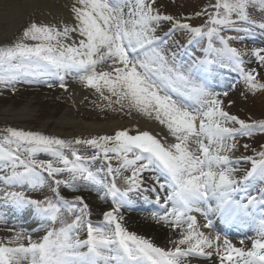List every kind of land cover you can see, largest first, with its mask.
Listing matches in <instances>:
<instances>
[{
	"label": "snow or ice",
	"instance_id": "1",
	"mask_svg": "<svg viewBox=\"0 0 264 264\" xmlns=\"http://www.w3.org/2000/svg\"><path fill=\"white\" fill-rule=\"evenodd\" d=\"M209 7L211 12L197 13L207 15L206 24L192 26L162 14L157 0H73L72 22L31 20L13 41L0 45V83L13 84L23 77L40 83L39 77L48 76L66 88L65 77L75 75L105 101L104 107L118 106L129 114L134 110L168 133L158 138L150 131L132 134L124 128L111 135L64 139L15 127L0 131V162L11 169L0 181L39 190L46 174L55 185V200L4 190L5 203L21 211L32 208L46 223L37 239L23 228L8 229L10 235L0 240V264H192L213 257L214 264H264V150L234 156L241 147L237 138L264 133V119L246 121L230 113L226 107L234 101L225 104L228 91H214L208 83L213 66L226 62L250 92L264 90L261 71L246 67L242 50L221 35L225 26L238 21L256 24L250 9L264 13V0H216ZM165 21L172 22L173 30L189 32L190 43L206 37L205 58L187 65L178 62L167 34H159ZM259 27L264 29V23ZM251 53L264 69V48ZM101 65L107 68L98 70ZM79 146L94 154L81 155ZM40 154L51 159H38ZM97 161L106 167H88ZM243 162L251 167L237 166ZM145 172L154 174L148 187ZM102 173L112 177L109 183L100 178ZM64 174L68 178H57ZM117 176H123L126 188L117 186ZM79 180L103 185L104 198L111 197L112 207L103 212L102 222L91 220L83 196L69 200L60 195L62 186L78 191ZM143 192L155 194L161 208L151 219L176 233L169 240L171 247L158 246L125 226L122 209L131 206V193ZM215 216L249 227L254 235L237 246L211 231Z\"/></svg>",
	"mask_w": 264,
	"mask_h": 264
},
{
	"label": "rangeland",
	"instance_id": "2",
	"mask_svg": "<svg viewBox=\"0 0 264 264\" xmlns=\"http://www.w3.org/2000/svg\"><path fill=\"white\" fill-rule=\"evenodd\" d=\"M4 2L5 0H0ZM216 0H157V7L161 11L162 14L172 15L175 18L181 20L182 22H186L191 24L192 26H203L206 24L208 17L207 15H197V13L203 12L207 9L208 12L212 11L210 5L214 4ZM251 18L256 21V24L249 25L244 22H237L231 26H225L222 32H226L228 34L227 38H231L229 40L230 46L236 47L242 50L244 54V59L248 63L246 67H255L261 71V78L264 79V69L258 67V62L255 60V57L252 55L251 50L254 48H264V29L259 27L260 23H264V13H261L259 10H251L250 9ZM29 20L23 22L21 28L13 35L12 38H8L3 41L2 44L10 43L13 41L21 32L23 27H25L29 21L38 20L36 17L29 15ZM26 20V19H25ZM170 31V41L175 42L173 46L185 44L191 36L190 33L186 30H173L172 22L165 21L161 24L160 31ZM0 44V45H2ZM169 44V45H170ZM216 66L215 70L217 72L228 76L230 82H227V87L223 86L217 92L228 91L230 94L234 91V86H237L236 91L238 94V100H231L234 103L228 105L226 108L230 113L239 116L241 119H245L246 121L255 120V119H264V90L257 91L252 93L248 90L247 86L243 83L240 77L237 78V82H233L230 79L231 74L229 73V69H225V67ZM221 66H225L221 65ZM227 67H229L226 64ZM107 68V65L99 66L98 70H104ZM32 77H23L18 82L13 84L5 85L0 83V131L7 127H15L29 131H39L43 132L47 135L58 136L64 139H72L74 137L80 138H90L93 136H102V135H111V134H102V135H91V134H82L78 131V127L74 128L72 125H63L64 132H71L70 135H63L62 132H57L60 129L59 119L64 113L69 114L70 116H74L78 120H84L85 122H105L109 119L118 117L120 119H130L134 110L129 114V110L125 109L123 111L113 110L112 108L104 107L105 101H103L98 94L91 88H87L83 86L78 78L75 75H69L65 77L64 83L66 84V88L60 87V81L56 77H39L40 83L30 82ZM228 84L230 86H228ZM51 85V86H49ZM74 85H78L81 89V99L76 102L74 99V95L72 93V88ZM215 91V90H214ZM29 105L33 110V115L27 121H16V120H1L2 109L5 107H12L13 110H19L24 106ZM230 107V108H229ZM81 127H83L81 125ZM132 131V134H135V131L138 129L133 126L131 128H127ZM237 142L241 147L237 149L241 156H251L254 155L255 151L263 150L262 146H264V133H254L252 137H238ZM249 145L247 149L242 147V145ZM81 149V155L86 157L92 156L94 152L86 148L85 146H79ZM236 151V152H237ZM235 152V153H236ZM38 159H51V157L47 154H40ZM116 161H113V165H116ZM102 165L106 167V162L97 161L95 163L89 164L93 171L100 168ZM241 169H246L251 166L249 162H243L237 165ZM21 170L22 169H18ZM11 169L4 168L2 162H0V176L10 175ZM130 173H125V175H129ZM153 173L145 172L144 173V181L145 187H148L154 183ZM101 177L104 180V183L107 184L111 181L112 177L106 173H102ZM59 178H68V174H64L63 177ZM45 186L39 190H32L27 185L20 186L16 185L12 187V185H5L2 181H0V207L5 204V201L2 199L4 190L7 191H17L24 192L25 195L30 196L34 199H44V197H49L50 199L55 200V196L53 193V189L55 185H53L52 180L46 174L44 176ZM116 184L124 189L127 187V184L123 178V176L116 177ZM93 185L87 181L79 180L76 183V187L79 189L78 191H73L68 188L61 187L60 195L64 196L66 199L72 200L75 196H83L84 201L89 205L91 209V220L102 222L103 220V212L109 210L112 207L111 197L108 196L104 198V193L106 189L103 185ZM100 192V193H99ZM92 194V195H91ZM94 194V195H93ZM132 198L138 199V193H131ZM137 194V195H136ZM163 195V193H161ZM136 195L135 197H133ZM149 196L150 193H147ZM95 197L100 198V203L97 204ZM131 198V199H132ZM95 199V201H94ZM140 200H143L140 198ZM155 195L152 198V201L149 203L150 205H154ZM136 201V200H135ZM148 202V201H147ZM12 209V208H11ZM129 209L124 207L122 209V214L124 216L125 226L129 229V231L136 232L139 235H143L133 226H129L128 223H131V219L126 218V213ZM65 216L68 219L72 217L67 213ZM1 225V223H0ZM35 239L39 238L44 234V230L39 229L36 231ZM10 235L8 231H4L0 228V240L7 239ZM83 236V233L81 234ZM149 239H151L155 244L161 247H171V246H163V244H159V241L154 240L153 238L143 235Z\"/></svg>",
	"mask_w": 264,
	"mask_h": 264
},
{
	"label": "bare ground",
	"instance_id": "3",
	"mask_svg": "<svg viewBox=\"0 0 264 264\" xmlns=\"http://www.w3.org/2000/svg\"><path fill=\"white\" fill-rule=\"evenodd\" d=\"M73 0H5L4 2L0 1V44L3 43L8 38H12L13 35L21 28L23 22L29 20V15L36 17L38 22L44 23H58L60 21L72 22L71 14V5ZM26 19V20H25ZM174 50V49H173ZM200 78V76H199ZM219 82L215 79V84L219 85L220 88L227 86V78L219 76ZM228 86H230L228 84ZM237 86H234V91H232L227 98L225 99V104L228 105L229 100H238V94L236 91ZM72 93L74 99L78 102L81 99V89L78 85H74L72 88ZM228 108V106L226 107ZM230 108V107H229ZM33 115V110L29 105L24 106L19 110H13L12 107H5L2 109L1 120H18V121H27ZM60 129L57 132H62L63 125H72L74 128L78 127V131L82 134H91V135H102V134H111L117 130L124 128H131L133 126L137 127L141 131H150L155 135H158V138H164L168 136L167 130L164 126L158 124L154 119H149L136 111L132 113L130 119H120L118 117L109 119L105 122H85L84 120H78L74 116H70L67 113H64L59 119ZM81 125L83 127H81ZM63 135L72 134L71 132H62ZM171 139V138H169ZM235 157L241 156L237 151L234 153ZM100 193V192H99ZM92 195V194H91ZM94 195V194H93ZM97 204L102 200L98 197H95ZM94 199V201H95ZM132 209V210H131ZM126 213V218L131 219V223H128L129 226H133L143 235H147L153 238L156 241H159V244L163 246H171L169 243L170 239L176 238V233L173 232L167 226L161 225L151 219V213L158 212V209H154L148 202L137 200L133 207H131ZM197 215L198 219L203 222V217L199 213H192ZM0 217L3 219L0 220V228L4 231H8L10 228L20 229L23 228L25 232L35 239L36 235L33 234L37 225H34L32 222L27 220L26 214H15L12 211L7 209V205L0 207ZM215 227L211 231L219 233L221 237L228 236L229 234L240 235L241 233L248 234L244 238L245 243H248V237L254 235L253 231L240 230L239 225H234L231 229L225 227V222L220 217H212ZM228 238V237H227ZM240 238V237H239ZM228 239L232 240L233 243L240 246L239 239L234 237H229ZM215 257L211 260L206 258H200L199 260H193L192 264H214Z\"/></svg>",
	"mask_w": 264,
	"mask_h": 264
}]
</instances>
